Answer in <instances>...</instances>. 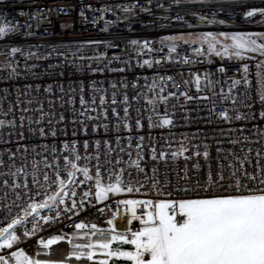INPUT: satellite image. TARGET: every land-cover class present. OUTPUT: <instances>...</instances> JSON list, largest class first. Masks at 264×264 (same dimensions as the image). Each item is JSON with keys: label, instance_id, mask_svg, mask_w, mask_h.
Listing matches in <instances>:
<instances>
[{"label": "built area", "instance_id": "built-area-1", "mask_svg": "<svg viewBox=\"0 0 264 264\" xmlns=\"http://www.w3.org/2000/svg\"><path fill=\"white\" fill-rule=\"evenodd\" d=\"M251 7H264V0H213L208 4L181 0L179 5L175 3V0H0V20L6 17L9 23L18 26L17 32L0 39V120L6 122V126L0 128V221L8 217L9 206H12L11 215L14 216L21 211L18 205L24 206L29 202V195L35 196L37 192L51 191V189H42L32 183L31 173L34 162L39 161L42 171L47 172L49 176H54V167L45 168V161L53 166L59 161L63 169V157L68 155L63 148L64 143H71L74 140L82 142L84 139L82 133L78 137L72 136V132L81 127L79 124H73L72 121L86 120L85 116H77V113L84 110L79 102L81 87L84 89V99L88 102L86 107L97 109L96 112L88 111L87 115L98 116L99 119L86 121L92 147L85 153L80 144H77L81 156H89L93 159L81 160L78 163L81 167L89 166L94 176L93 165L96 164L94 157L97 154L94 141L96 139L108 140L112 151L107 152L106 145H102L100 151L103 182L109 183V175L124 168L126 181L127 174L131 173L133 182L139 179L145 185L140 188V192L121 193L118 196H110L107 201H97L94 198V179L93 181L85 180L82 174L77 173L76 180L82 183H75L69 187L70 190L76 192L74 199L78 207L71 212H63L64 205H60L58 209L62 213L60 218L52 225H46L43 220H40L39 223L43 230H38L35 236L28 238L26 243L21 244L20 247L36 259L39 249L36 242L42 236L50 237L67 233V238L70 239L75 232L76 235L83 236L88 233V237H92L89 229L93 224L96 226V232L99 230L110 232L113 226L108 223L109 220L114 221L118 231H123L122 226H127L126 221L130 213L123 205H118L117 200L155 199V190L151 188L152 182L147 178L152 176L153 167L157 168L159 179L162 180L164 174L167 173L172 184L176 185L179 179L177 173L182 177L187 163L189 174L195 179L196 172L193 165L197 161L194 156L196 146L203 151V146L209 145L210 159L205 161L202 157L199 158L201 175L207 171L209 163L214 170L221 163L226 166V171L229 163L240 167L239 161H242L245 156L248 157V162L244 164V167L251 172L257 160V151L261 153V164H264V121L259 119L261 105L254 90L256 64L264 57H260L258 53L244 54L245 59L243 60L235 57L232 59L215 56L197 57L193 54L191 47L180 44L177 51L171 54L172 62L169 63L165 59L169 55L168 48L160 43L161 38L166 36L205 32L207 28L221 30L228 25L251 27L263 23L264 17L259 15L245 20L244 13ZM125 8H129L130 11L126 12ZM142 8L149 11H141ZM81 11L84 12L83 18ZM193 11L209 16L215 12L216 19L224 20L225 24L205 26L191 15ZM37 12H42L43 15L38 19L33 18ZM177 13L194 27L188 28L185 23L178 21ZM106 21L109 23L107 31H104ZM132 40L140 41L141 45L145 40L149 41L153 52L147 53L146 49L139 50L130 43ZM93 41H100V43H92ZM109 43L113 46L108 47ZM258 43H264V40H259ZM12 47L22 49L23 54L17 53L12 56ZM138 50L141 51L140 55H137ZM102 54L107 55V60L87 59ZM81 56L85 59L81 60ZM115 56L121 59L113 60ZM185 56L195 62L183 63ZM248 57H254V59H248ZM209 58L212 63L207 62ZM145 59L161 60L162 63L153 64L152 68L138 66V63L142 65ZM124 61H127V65ZM9 64L15 67L17 72V75L11 78H9L11 71ZM89 64L93 69L104 68L107 64L109 68H126V71L113 72L106 69L104 72L93 74L88 67ZM244 64L249 66L247 74L243 72ZM221 67L225 68L224 73L219 71ZM205 73L208 74V80L215 82L213 85H208ZM194 74H199L201 77L202 91L200 92H197ZM245 75L253 81L252 89L245 88L243 83ZM161 76L165 77L163 82L159 79ZM169 76L173 77L172 81L167 80ZM154 79L156 85L154 90H151ZM236 79H240L241 84L233 87L232 82ZM184 81H189V83L185 84ZM113 84L116 85L115 88L112 87ZM49 86L50 90L45 91L49 89ZM161 88L164 89L162 93ZM230 88L231 92H229ZM184 91L194 97L207 96L210 99L186 101L180 95ZM113 93L118 101L116 105L111 104ZM170 93H175V96H170ZM158 94L168 97V101L167 103L158 101L156 112L153 113L152 105L146 101L156 99ZM125 95L128 97L127 104L123 102ZM102 96L105 97L107 103L101 106L99 100ZM248 96L252 99L248 100ZM93 98L97 101L95 105L91 104ZM234 99L237 101L236 104L232 103ZM29 101L31 103H28ZM246 104H251L253 107L249 109L245 107ZM41 107L46 115L40 124H36L35 121L41 117L38 111ZM125 107L129 111L127 118H124ZM112 108H116L119 113L121 117L119 121L113 115ZM105 109L108 110L107 120L103 115ZM165 109L174 119L175 126L149 129L147 117L152 115L154 119H158L164 115ZM223 111H228L233 117L237 113L247 116L251 111L256 113V119L236 120L233 118L231 122H226L218 119V114ZM5 112L8 113L7 116L4 115ZM61 114L65 120L58 122ZM185 116L189 119L185 120ZM21 117L24 118L23 127L20 126ZM137 118L142 120L143 130H135ZM30 120L33 121L31 124ZM49 120L52 121L51 124L48 123ZM8 121H15V126H9ZM105 123L109 124L111 129L107 136L103 134ZM117 123L121 125L131 123L134 131L129 133L121 127L117 133L115 130ZM96 126L100 127L99 134L92 132V128ZM40 127L48 131L49 135L46 138H41L38 131ZM29 128L37 129V131L33 133L29 131ZM65 129L67 135H65ZM52 130L57 132L56 137L51 136ZM130 135L132 137L131 148L128 147ZM141 135L145 137L144 148L139 150L140 156L138 157L137 142ZM117 137L120 139L119 145L116 143ZM232 140H238L239 143L232 144ZM180 143L190 149V152L185 155H192L191 160L185 162L183 156L176 161L169 157L167 164L163 160H152V147H155L158 153L160 151L169 152L177 150ZM218 147L222 149L219 159L216 151ZM121 148L124 149L123 152ZM53 149H55V154ZM129 153H131L130 156ZM224 156H227V159H223ZM105 159L111 160L112 163L105 165ZM117 160L121 163L117 164ZM134 162H139L147 176L137 171ZM17 168H23L24 171L13 176L12 173L16 172ZM25 177H27L31 191L22 187H14V184H23ZM114 179L115 177L112 176L113 182ZM39 180L43 183L42 174L39 175ZM5 181L8 183L5 184ZM179 183L183 184L184 181L179 179ZM86 191H91L92 195L84 197L83 193ZM18 193L22 196L20 200L16 199ZM36 198L43 199V195ZM66 199L70 206L73 197L69 195ZM81 199L84 201L82 208L79 207ZM140 212L141 209L138 208L137 214L139 215ZM42 215L54 216L55 213L45 210ZM119 216L122 218L121 221L118 220ZM79 223H85L88 228L83 231L75 229L74 226ZM26 227L31 229L33 224L28 223ZM139 227V221L132 222L133 230ZM18 231L22 232L23 229ZM8 251L4 250V252Z\"/></svg>", "mask_w": 264, "mask_h": 264}, {"label": "snow or ice", "instance_id": "snow-or-ice-1", "mask_svg": "<svg viewBox=\"0 0 264 264\" xmlns=\"http://www.w3.org/2000/svg\"><path fill=\"white\" fill-rule=\"evenodd\" d=\"M193 2L208 4L212 3L213 0H193ZM175 3L179 5L181 0H175ZM91 9V5L88 6ZM163 7V5H160ZM126 12L130 11L129 8L124 9ZM51 11V10H50ZM107 11V9H104ZM141 11H149L146 8H142ZM81 17H84V12L81 11ZM24 15V13H20ZM42 12H37L33 18L38 19L42 16ZM191 15L196 18L199 23L205 26L210 24H225L224 20L216 19V13L213 12L211 16L205 14H198L197 12H191ZM264 17V7H251L244 13L245 20L256 17ZM166 19V17H165ZM176 19L182 23H185L188 28L194 27L193 24L184 21V18L177 13ZM51 23V21H49ZM95 23V21H93ZM104 31H107V24ZM31 27V25H28ZM18 31V26L8 22L7 18L0 20V39L8 36L10 33ZM32 35V33H28ZM258 40H264V32H234L229 33L221 31L213 33L211 31L192 33L189 32L187 35L179 36H166L161 38L160 43L164 47L168 48L169 55L165 59L167 62H172L171 54L177 51L180 44L188 45L192 48V52L195 56H208V57H227L232 59L243 60L245 59L244 53H258L260 57H264V43H258ZM229 41V43H225ZM92 43H100V41H93ZM130 43L137 47L139 50H147V53L153 52L149 41L145 40L141 45L140 41L132 40ZM108 47L113 45L109 43ZM137 51V55L141 54V51ZM163 48L161 49V51ZM17 53L23 54V50L18 47L11 48V55L15 56ZM145 53V54H147ZM75 56V53H73ZM81 60L85 57L81 56ZM87 59L93 61H104L107 60V55L102 54L96 57H88ZM119 56L113 57V60H120ZM248 59H254V57H248ZM190 57L185 56L183 63L191 64L194 63ZM203 62V61H201ZM208 63H212L209 58ZM127 65V61H124ZM161 60H143V64H139L140 67L152 68L153 64H161ZM11 69L9 78L17 75L16 68L11 64L8 65ZM89 69L92 70L93 74L96 72H104L106 69L113 72H125L126 68H109L105 64L104 68H92V65H88ZM257 71L255 73V95L258 97L261 105L259 111V119L264 121V59L260 60L256 64ZM221 73L225 72V68L219 69ZM243 72L249 73L248 64L243 65ZM160 81L163 82L165 77L161 76ZM167 80L172 81L173 77H167ZM205 80L208 81V85H213L215 82L208 80V74L205 73ZM194 82L196 85L197 92L202 91L200 82L201 77L199 74H194ZM188 84L189 81H184ZM243 83L246 89H252L254 87L253 81L249 80L247 75L243 77ZM233 87L241 84L240 79L233 80ZM156 80H153L152 89L154 90ZM135 86V85H134ZM116 87L115 84L112 85ZM50 90L45 89V91ZM96 90L95 88L93 89ZM83 87H81L80 104L84 107V110L77 113V116H85L86 120H73V124H79L81 127L77 131L72 132L73 137H78L81 133L84 139L81 141L74 140L71 143H64L63 148L68 153L63 157L64 167L61 169L59 161L53 166L52 164L45 161V168L54 167V176H49L47 172H43L40 168L39 161L34 162L33 170L31 173L32 183L38 185L42 189H51V191H44L43 193L37 192L35 196L29 195V202L24 206L20 207V213L11 215V207L9 206V215L4 221H0V264H97L94 260L97 252H100L105 258L100 260L98 264H109V260H114L115 264H264V164H261V153L257 151V160L253 165V170L248 171L244 167V164L248 162V157L245 156L242 161H239L240 167H236L235 164L229 163L226 166L221 163L218 168L213 169L209 163L207 165V171L201 175V164L199 158H203L205 161L210 159L209 145L203 146V151L196 146L194 156L197 161L194 163L193 168L196 172V178L189 174V168L187 163L183 169V176L180 177L179 173L177 176L179 179L184 181L183 184L179 183V179L176 185H173L171 180L168 178V174L165 173L163 179L157 177V168H152V176L147 177L152 183L151 188L155 190V199H120L117 200L118 205H123L125 210L130 213V216L126 221V230L118 231L115 227L114 221L109 220L108 223L112 225V229L105 236L103 230H99L100 239L93 241L88 238V233H85L83 237H78L73 232L72 238H67V233L55 234L49 236H42L36 242L39 248L45 251L44 255L48 256V259H34L30 256L21 244L26 243L27 239L36 235L37 231H42L43 228L39 221L43 220L46 225H52L61 216L59 206L64 205L63 212H71L78 207L76 192L70 190V185L75 183H82L77 181V173L83 175L85 180L93 181L95 186L94 198L97 201H107L110 196H118L121 193H133L140 192V188L145 187L139 179L133 182L132 174L128 173V179L125 180V170L120 168L119 172H113L109 175V183L103 182V171L101 164L100 151L102 145L107 146V152L112 151L111 143L108 140L96 139L94 141L96 155L94 157L96 164L93 165L95 172L94 176L92 169L85 165L83 167L78 163L81 160H91L93 157L81 156L80 151L77 148V144H80L84 152L86 153L92 143L90 142L89 127L86 121H96L99 119L98 116H88L87 112H96L95 107L88 108V104L83 96ZM163 88L160 89L162 93ZM232 89H229L231 92ZM170 96H175V93H170ZM186 101L193 99L208 100L210 97L207 96H193L189 92L184 91L180 93ZM248 100L252 97L248 96ZM167 103L168 97L159 95L156 99H148L146 103L152 105V112H156L157 102ZM123 102L128 103L127 95L124 96ZM28 103H31L29 101ZM97 103L96 99L93 98L91 101L92 105ZM107 103L105 97H101L99 104L102 106ZM118 103L115 93H113L111 104L116 105ZM233 104L237 101L232 100ZM175 107V105H173ZM245 107L251 109L253 105L246 104ZM11 110V109H10ZM28 111V109H24ZM41 113L40 119L36 120V124H40L46 115L43 112V108L38 109ZM107 109L104 111V119L107 120ZM113 115L119 121L121 119L116 108H112ZM8 115L7 112L4 113ZM129 115L128 108H124V118ZM174 115V113L172 114ZM235 118L236 120H254L256 119L255 112H249L247 116L242 114H235L233 117L229 115L228 111H223L218 114V119L226 122H231ZM23 117H21V127H23ZM149 124L148 128H171L175 126L174 119L168 114L165 109L163 116L158 119H154L152 115L147 117ZM185 120L189 117L185 116ZM65 117L61 114L58 122H63ZM33 121H29L31 124ZM52 123L51 120L48 121ZM9 126H15V121H8ZM6 122L0 120V128L5 127ZM121 127L126 129L129 133L134 131L131 123H124L121 125L117 123L115 130L117 133L121 130ZM144 124L140 118L135 121V130H143ZM109 124H103V134L107 136L110 132ZM29 131L35 133L37 129L29 128ZM41 138H46L49 133L44 127L38 129ZM92 132L99 134L100 127L96 126L92 128ZM51 136L56 137L57 132L51 131ZM21 137L23 133H20ZM65 135L67 130L65 129ZM150 139V138H149ZM246 139V138H245ZM128 147H132V137H128ZM145 137L141 135L137 142V156H140V151L144 148ZM117 145L120 143L119 137L116 139ZM232 144L239 143L238 140H232ZM122 152L123 148L120 149ZM27 151V149H25ZM217 157L221 158V148H217ZM251 149L249 150V152ZM55 154V149H53ZM190 149L183 143L177 150H171L169 152L160 151L157 152L155 147L151 148L152 160H163L167 164L168 158L171 157L173 161L183 156L184 161L191 160L192 155H185L189 153ZM106 155V154H105ZM131 153H129V156ZM235 156L234 153H232ZM14 158V157H10ZM227 159V156L222 157ZM112 161L105 159L104 164H111ZM117 164L121 161L117 160ZM132 166V165H130ZM134 166L138 172L144 173V169L141 168L139 162H134ZM258 169V171H257ZM23 168H17L16 172L12 173L13 176L23 172ZM43 175V183L39 180V175ZM147 176V173H144ZM112 176L115 177L114 182ZM66 177V178H65ZM8 182L5 181V184ZM139 185V187H137ZM15 188L29 189L27 177L23 184H14ZM29 191H31L29 189ZM43 195V199H37ZM73 197L71 205L67 203V197ZM91 191L83 193L84 197L91 196ZM17 200L22 199V196L18 193ZM84 201L80 200L79 207H83ZM141 209L140 214H137V209ZM49 213L54 212V216L42 215L44 211ZM103 211V209H99ZM22 213V214H21ZM118 214V210H117ZM39 218V219H37ZM71 219V217H68ZM139 221L140 227L133 230L132 222ZM32 223L33 227L28 229L26 225ZM75 229L83 231L88 228L85 223L76 224ZM23 229L22 232L18 231ZM92 235H96V226H91ZM81 242H77V241ZM66 241L69 246V251L62 259H52L51 250L53 246H58L61 242ZM116 245L115 247L113 245ZM130 245L131 250H122L123 246ZM4 250H9L4 252ZM10 252V254H9ZM37 256L41 253L38 251Z\"/></svg>", "mask_w": 264, "mask_h": 264}, {"label": "rangeland", "instance_id": "rangeland-1", "mask_svg": "<svg viewBox=\"0 0 264 264\" xmlns=\"http://www.w3.org/2000/svg\"><path fill=\"white\" fill-rule=\"evenodd\" d=\"M209 29V30H208ZM207 31H211L213 33H218V32H221V31H225V32H229V33H234V32H245V33H252V32H264V22L263 23H258L256 25H253L251 27H242V26H238V25H228V26H225L223 29L221 30H211L210 28H207ZM205 31V32H207ZM195 33H200V32H195ZM188 33H185V34H181V35H187ZM179 36V35H178ZM259 41V40H258ZM257 41V42H258ZM225 43H229V41H225ZM244 54H250V53H244ZM122 212V211H121ZM120 212V213H121ZM122 218H120V216L118 217V220L121 221ZM125 226H122V230L125 231ZM105 236L109 233V232H105L103 231ZM78 237H83V235H77ZM89 239L93 240V241H96L97 239H100V232L96 235V237H88ZM77 242H81V241H77ZM62 244L58 245V246H54L53 250L54 251H59V252H62L63 251V246H68L66 241L64 242H61ZM64 243V244H63ZM114 247L116 246L115 244L113 245ZM69 247V246H68ZM42 249V248H41ZM44 250V249H42ZM122 250H131V246L130 245H125L123 246V249ZM44 251H47V250H44ZM105 257L103 255L100 254V252H97L96 256L94 257V260L97 262L104 259ZM89 264H91V262H89ZM109 264H115L114 260L110 259L109 260ZM121 264H124V262H121Z\"/></svg>", "mask_w": 264, "mask_h": 264}, {"label": "trees", "instance_id": "trees-1", "mask_svg": "<svg viewBox=\"0 0 264 264\" xmlns=\"http://www.w3.org/2000/svg\"><path fill=\"white\" fill-rule=\"evenodd\" d=\"M98 233H99V231L96 232V235H97ZM96 235L93 236V237H96ZM61 244H62V243H61ZM63 244H64V243H63ZM53 248H54V246H53ZM62 248H63V251H62V252L54 251V250L52 249V250H51V258H52V259H62V258L67 254V252L69 251V247L66 246V244H65V246H63ZM38 251L41 253V255H40V256H37V255H36V259H48V258H49L48 256L44 255L45 251L42 250L41 248H39V249L37 250V252H38Z\"/></svg>", "mask_w": 264, "mask_h": 264}]
</instances>
